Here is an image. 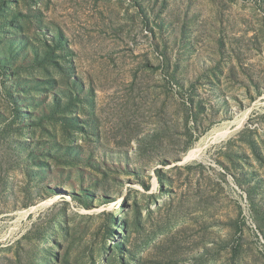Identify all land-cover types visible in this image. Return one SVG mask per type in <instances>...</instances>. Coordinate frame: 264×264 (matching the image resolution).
Masks as SVG:
<instances>
[{
	"label": "rangeland",
	"instance_id": "374dc122",
	"mask_svg": "<svg viewBox=\"0 0 264 264\" xmlns=\"http://www.w3.org/2000/svg\"><path fill=\"white\" fill-rule=\"evenodd\" d=\"M0 264H264V0H0Z\"/></svg>",
	"mask_w": 264,
	"mask_h": 264
}]
</instances>
